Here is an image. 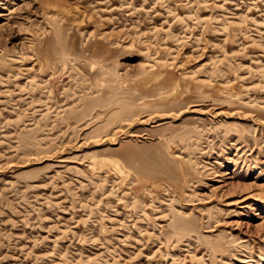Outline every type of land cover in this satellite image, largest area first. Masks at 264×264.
Returning a JSON list of instances; mask_svg holds the SVG:
<instances>
[{"label": "rangeland", "instance_id": "obj_1", "mask_svg": "<svg viewBox=\"0 0 264 264\" xmlns=\"http://www.w3.org/2000/svg\"><path fill=\"white\" fill-rule=\"evenodd\" d=\"M0 264H264V0H0Z\"/></svg>", "mask_w": 264, "mask_h": 264}, {"label": "bare ground", "instance_id": "obj_2", "mask_svg": "<svg viewBox=\"0 0 264 264\" xmlns=\"http://www.w3.org/2000/svg\"><path fill=\"white\" fill-rule=\"evenodd\" d=\"M244 201H245V199H243ZM248 203V202H247ZM246 205H248V204H246Z\"/></svg>", "mask_w": 264, "mask_h": 264}]
</instances>
